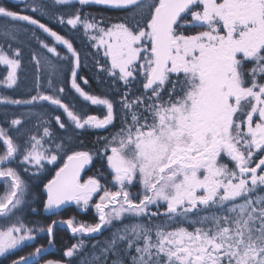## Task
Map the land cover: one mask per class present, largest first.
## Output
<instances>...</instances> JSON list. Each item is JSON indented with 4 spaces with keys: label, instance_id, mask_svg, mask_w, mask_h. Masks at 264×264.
I'll use <instances>...</instances> for the list:
<instances>
[{
    "label": "snow or ice",
    "instance_id": "1",
    "mask_svg": "<svg viewBox=\"0 0 264 264\" xmlns=\"http://www.w3.org/2000/svg\"><path fill=\"white\" fill-rule=\"evenodd\" d=\"M92 6L123 15L84 11ZM15 7L0 3V89L16 90L34 39L46 54H27L36 73L47 72V90L37 75L35 94L0 91V258L37 232L53 245L59 223L80 238L63 251L67 259L45 264H264V0H15ZM42 18L83 30L107 92L81 87L89 81L77 71L80 52ZM60 61L87 102L79 110L57 83ZM88 104L102 116L88 114ZM77 130L96 133L91 146ZM49 171L44 210L55 215L75 204L94 210L92 221H25L26 210L36 211L32 182ZM45 251L10 264H40Z\"/></svg>",
    "mask_w": 264,
    "mask_h": 264
},
{
    "label": "trees",
    "instance_id": "2",
    "mask_svg": "<svg viewBox=\"0 0 264 264\" xmlns=\"http://www.w3.org/2000/svg\"><path fill=\"white\" fill-rule=\"evenodd\" d=\"M26 2H29V0H26ZM0 3H4L7 7H9L12 10L19 11V8L15 7V0H0ZM85 12H90L93 15L99 17L101 15L105 17H112L113 19H116L118 16L123 15V13L119 12L118 10H105L103 8H99L96 6H92L90 8H85ZM32 14V13H28ZM42 22H45L48 24L49 27L53 28V30L57 31L59 34L65 36L66 38L70 39L73 42L74 47L80 52L81 54V67L77 70L79 76L87 79L89 81L88 84H84L83 80H79L81 87L84 88L86 91L93 93V94H103L108 91L107 86L101 82L103 78V74L98 71V68L96 66V57L94 55L95 49H93L90 45V42L88 39L83 35V30L79 29H71L70 26L67 25H59L55 20H49L47 18H42ZM38 35H41V38H45L46 34L40 33L39 30H36ZM50 40L51 38H47ZM37 41L34 39H30L27 41V46L25 48V53H28L29 50L31 51H38L37 49ZM58 50H61L62 54L66 53V49H63L62 46ZM101 61L103 60V57H100ZM68 63V61H67ZM67 71H60V77L64 80L65 83H67V86H65L67 92L69 93L67 96L64 97L65 102L69 103L70 105H74L77 110L80 109V106L82 104H86L87 102L83 101L82 98L78 96V94L75 93L74 89H71L70 85V79L71 74L68 71V67L66 68ZM33 71L30 67L23 68V79L22 82L20 81L21 88L17 91L12 90H4L0 89V91H7V94L14 95L15 98H23L27 96L29 93L34 94V86L33 83L28 78V72ZM46 71H44V76L46 77ZM2 70L0 69V76H2ZM44 76L41 75V81H45ZM23 110V109H20ZM9 111H16L15 106H10ZM51 113L52 109L49 107L47 109ZM62 111V110H59ZM85 111L88 114L91 115H98L102 116L103 109L102 107L92 106L88 104ZM66 119V117H65ZM81 133V139L85 142V144H88L91 146V144L94 142L96 138V133L92 131L84 132L83 130H77ZM101 134H106L101 131ZM99 165L96 167H90V170L87 169L82 174L85 178L88 175H93ZM49 169H53L54 166L49 165ZM54 171H49L43 174V177L41 180H36L32 182L33 185V197L30 200L31 207L35 208L36 211L32 212L30 209L25 211L24 218L27 223L30 225H33L35 223H40L42 225L50 224L53 220L55 221H61L64 219L75 217L77 221H85L90 222L94 219V210L89 209L87 211H82L81 209L77 208L75 204H71L65 208H63L60 212H58L54 216H46L43 213L44 207V201L46 200V196L44 194L43 184L47 183L48 179H51L52 176H54ZM46 177V178H44ZM38 233V232H37ZM35 233V234H37ZM108 233L105 232L104 236H107ZM80 238L79 235L77 236H70L66 231L60 230L58 228H55L54 231V244L53 249L50 254L47 256H44L41 261H46L48 259L53 260H62L67 259L63 257L62 253L64 250H66L69 246L72 244L77 243L78 239ZM103 236L95 237V239H103ZM87 240V238H85ZM48 245V236L47 233L45 234H37L36 239L32 241L31 243H27L26 246H23L21 250H18L15 252V255L8 258H0V264H10L11 259L13 258H19L21 255H27L30 252H33L36 247H46Z\"/></svg>",
    "mask_w": 264,
    "mask_h": 264
},
{
    "label": "rangeland",
    "instance_id": "3",
    "mask_svg": "<svg viewBox=\"0 0 264 264\" xmlns=\"http://www.w3.org/2000/svg\"><path fill=\"white\" fill-rule=\"evenodd\" d=\"M37 50H38V52H41V53H45L46 54V50H44V49H41L40 47H39V44L37 43V48H36ZM49 56L51 55V54H48ZM52 59L55 61V57H52ZM59 66H60V71L62 72H64V71H67V67H68V63H67V61H60L59 62ZM28 67H30L33 71H30V72H28V78L32 81V82H34L33 83V86H34V89H35V85H36V76L37 75H43L44 76V71L43 72H41V73H36L35 72V69H34V65H33V63L30 61V57L28 56V54L27 53H25V57H24V67L23 68H28ZM0 69L2 70V74H4V70H3V67L2 66H0ZM22 75H23V69H22V71H21V73H20V76H19V81H18V87L16 88V90L15 91H17L18 89H20L22 86H21V84H20V81L22 82V79H23V77H22ZM44 79H45V81H41L40 80V85H41V88H42V90H47V73H46V77L44 76ZM57 83L60 85V86H67V83H65L64 82V80L60 77V74L58 75V77H57ZM34 94H35V92H34ZM37 234H45V233H40V232H38ZM37 234H35V235H37ZM53 239H54V237H53ZM27 243H31V242H26V244ZM40 264H45V261H41L40 262Z\"/></svg>",
    "mask_w": 264,
    "mask_h": 264
},
{
    "label": "water",
    "instance_id": "4",
    "mask_svg": "<svg viewBox=\"0 0 264 264\" xmlns=\"http://www.w3.org/2000/svg\"><path fill=\"white\" fill-rule=\"evenodd\" d=\"M87 170V169H86ZM45 194V193H44ZM45 196H46V194H45ZM67 206H69V205H67ZM67 206H64V207H62V209L63 208H65V207H67ZM62 209H59V210H56V213H58V212H60ZM43 213H44V215H46V216H54L53 215V213L52 212H46L45 210H43ZM56 215V214H55ZM57 222H59V221H57ZM55 228H58V229H60V230H64V231H66L70 236H77V235H79V234H77V235H73L72 234V232H71V230L70 229H68L67 228V226L66 225H63V224H59V223H57V225L54 227V231H55ZM48 236V235H47ZM96 237H98V236H96ZM48 240H49V237H48ZM44 249H46L47 251H45L44 253H43V257L44 256H47L48 254H50L51 252H52V249H53V245H47L46 247H43ZM38 259H42V258H39L38 257Z\"/></svg>",
    "mask_w": 264,
    "mask_h": 264
}]
</instances>
